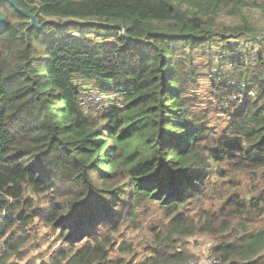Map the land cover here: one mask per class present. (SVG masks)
Here are the masks:
<instances>
[{
    "label": "trees",
    "instance_id": "obj_1",
    "mask_svg": "<svg viewBox=\"0 0 264 264\" xmlns=\"http://www.w3.org/2000/svg\"><path fill=\"white\" fill-rule=\"evenodd\" d=\"M15 1L59 24L31 27L0 4L1 264H15L35 218L58 232L53 264H131L111 258L112 233L150 203L165 219L132 264H184V239L198 234L215 239L222 263L264 264V227L245 218L264 209V181L248 199L235 178L264 169V34L215 21L229 0ZM240 37L260 51L256 66L231 44ZM202 68L217 102L198 110ZM94 88L121 101L87 111ZM27 192L55 198L35 208Z\"/></svg>",
    "mask_w": 264,
    "mask_h": 264
},
{
    "label": "rangeland",
    "instance_id": "obj_2",
    "mask_svg": "<svg viewBox=\"0 0 264 264\" xmlns=\"http://www.w3.org/2000/svg\"><path fill=\"white\" fill-rule=\"evenodd\" d=\"M237 0H229V3L225 7L221 8L219 15L215 16L214 20L219 22L221 26H243L247 24L249 27H253L255 33L264 34V6L262 5L263 0H240L239 4H236ZM247 33V32H245ZM90 37L98 40L102 36H96V34L91 33ZM245 37H240L232 45H236L234 48L244 51L245 53L250 52L252 56V66L257 65L259 59L260 51L256 47H252L250 41L243 40ZM231 40V39H229ZM233 41V40H232ZM220 41H218L217 44ZM214 45L213 47H215ZM214 53H216L214 51ZM199 61L208 62L206 58H200ZM231 63L228 61H225ZM200 71L203 73L199 77V83L195 91L193 92L199 99L193 107L196 109H204L211 106V102H217L216 94L214 93V88L211 86V82L208 80L209 68H202ZM236 94V93H235ZM235 94H231L228 100L234 102L237 101ZM117 97V101H121V96L114 94ZM114 97V98H115ZM223 105V104H222ZM219 116L222 112H217ZM214 123L220 124L221 122L214 121L213 117L209 118ZM235 178L241 184L242 197L249 199L255 193V180L257 178H262L264 181V169L256 171H238L235 174ZM218 185H223V181H219ZM225 185V184H224ZM25 198L32 199L34 201L35 208H46L49 203L55 198L52 193H38L33 194L27 192ZM205 204L208 206L210 204H215L218 206L220 204L216 199H208ZM139 218L133 220L131 216L124 220L122 225L119 227V231L113 232L114 238L117 240V245L111 251V258H121L125 262L134 263L141 259L146 258L150 254V250L153 244V234L151 232V226L158 224L165 219L164 213L160 207L155 203H150L144 208L138 210ZM250 221V226L252 228L264 227V209H257L245 217ZM138 224H141L138 227ZM28 234L30 236L28 242L24 247L20 249V255L12 256L8 262L15 264H53L52 257L56 254L57 250L61 246V241L58 239V232L54 231L51 226L46 225L43 221L35 218L33 223L29 226ZM187 248L193 254L191 258L184 264L189 262H194L197 264H207L208 257H216L212 253V246L215 243V239L206 234H198L195 236H190L184 239ZM132 244V250L123 251L120 249V245ZM10 251L4 249L2 243H0V264L6 253ZM53 255V256H52ZM218 264H225L221 261Z\"/></svg>",
    "mask_w": 264,
    "mask_h": 264
},
{
    "label": "built area",
    "instance_id": "obj_3",
    "mask_svg": "<svg viewBox=\"0 0 264 264\" xmlns=\"http://www.w3.org/2000/svg\"><path fill=\"white\" fill-rule=\"evenodd\" d=\"M73 35L75 37H81V33L79 31H74ZM253 59V58H252ZM114 93L105 92L99 90L97 88L90 89L86 91L85 96L83 98V104L85 109L88 111H104L111 104L115 102ZM220 260L216 257H208L207 264H218ZM188 264H197L194 262H189Z\"/></svg>",
    "mask_w": 264,
    "mask_h": 264
},
{
    "label": "water",
    "instance_id": "obj_4",
    "mask_svg": "<svg viewBox=\"0 0 264 264\" xmlns=\"http://www.w3.org/2000/svg\"><path fill=\"white\" fill-rule=\"evenodd\" d=\"M2 2H8L10 3L12 6H14L19 12H21L23 15H25L26 17L29 18L30 21V26L31 27H37V28H41L42 26H44L47 23H52L55 22L57 24H59V21L55 18H50V19H46L42 22L39 21V18L37 17V15L33 14L31 11L26 10L24 8H22L15 0H0V4ZM6 24V19L5 17L1 14L0 12V27H4Z\"/></svg>",
    "mask_w": 264,
    "mask_h": 264
}]
</instances>
